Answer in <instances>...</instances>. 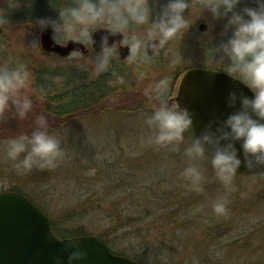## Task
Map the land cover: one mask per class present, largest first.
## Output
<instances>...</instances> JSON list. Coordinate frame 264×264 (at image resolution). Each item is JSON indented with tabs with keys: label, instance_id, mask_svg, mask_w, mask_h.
I'll list each match as a JSON object with an SVG mask.
<instances>
[{
	"label": "rangeland",
	"instance_id": "obj_1",
	"mask_svg": "<svg viewBox=\"0 0 264 264\" xmlns=\"http://www.w3.org/2000/svg\"><path fill=\"white\" fill-rule=\"evenodd\" d=\"M26 1L36 4L34 11L21 6L0 9L5 22L0 66L27 67L29 85L21 89V96L32 100L24 117L11 103L0 114V193L14 189L47 215L56 230L70 232L80 227L103 237L116 254L123 252L130 258L145 256L155 264H207L202 258L218 261L221 248L230 244L242 256L241 264H251L253 259L264 264V257L256 255L264 254V174H236L231 188L226 189L205 156L195 161L205 175L203 190L191 189L181 172L189 163L184 148L194 139L192 129L185 132L179 150H173L154 144L151 137L155 130L146 123L153 105L159 103L158 90L172 98L186 69L220 67V71H227L229 62L216 51L219 41L227 39L222 35L226 21L213 19L204 7L205 0H191L185 10L191 23L188 30L158 46L151 57L138 55L119 63L114 47L116 66L106 70L111 79L106 87L97 89L93 80L98 75L95 65L99 55L84 56L76 51L59 58L45 54L39 44L40 31L33 23L39 16H57L55 9L75 0ZM149 2L155 14L166 0ZM244 2L255 6L253 0ZM203 22L207 27L201 33L198 25ZM124 35L123 43L131 48L143 37L144 26L132 24ZM80 42L88 46L86 41ZM211 44L209 53L207 46ZM43 67L50 70L40 74L39 88H43L44 78L50 79L57 91L63 79L73 80L68 85L71 94L67 101L52 100L53 111L46 110V100L34 83V72ZM64 69L75 77L64 73L62 78L60 70ZM91 88L96 89L93 97L87 94ZM60 109L77 111L68 116L52 114ZM40 116L47 118L50 133L52 118H74L52 133L61 140L63 156L55 168H17L6 155L4 141L31 134ZM222 197L227 198L226 214L213 208ZM249 251L251 256L243 257Z\"/></svg>",
	"mask_w": 264,
	"mask_h": 264
},
{
	"label": "clouds",
	"instance_id": "obj_2",
	"mask_svg": "<svg viewBox=\"0 0 264 264\" xmlns=\"http://www.w3.org/2000/svg\"><path fill=\"white\" fill-rule=\"evenodd\" d=\"M191 0H166L154 14L149 0H75L74 3L55 9L57 16H39L34 26L40 32L51 29L55 43H67L71 39L86 41L92 48L96 41L93 32L99 28L109 31L100 37L101 50L95 65L96 74L106 71L113 58V43L109 36L124 34L130 27L144 26V35L130 48L128 57H148L147 49L158 46L188 30L191 23L185 14ZM249 6L244 0H205L213 19H224L221 39L216 51L226 58V73L242 83L252 95L235 89L226 95V106L232 109L223 119H212L197 133L192 114L179 102L169 103L158 90L159 103L153 105L146 118L154 129L151 141L160 147L179 150L185 140V132L194 129V139L184 148L188 165L181 175L196 191L203 190L204 172L195 161L208 157L216 177L231 188L241 165L248 170L264 169V0H253ZM243 5V6H242ZM230 33V35H228ZM162 84L164 82H161ZM29 85V73L25 65L0 66V114L15 104L20 117L32 107L28 96H21V89ZM6 155L15 161V167L23 170L55 168L63 156L61 140L48 131L47 119L38 118V127L31 134H20L4 141ZM239 145V147H237ZM218 214L227 213V198H218L213 204ZM65 248L72 251L67 264H80L88 255L86 248L73 239ZM55 264H64L54 257Z\"/></svg>",
	"mask_w": 264,
	"mask_h": 264
},
{
	"label": "water",
	"instance_id": "obj_3",
	"mask_svg": "<svg viewBox=\"0 0 264 264\" xmlns=\"http://www.w3.org/2000/svg\"><path fill=\"white\" fill-rule=\"evenodd\" d=\"M206 24L200 23L198 30L203 32ZM0 25V36L3 34ZM109 30L99 28L93 32L96 43L86 48L82 42L69 40L58 44L52 39L51 29L39 33L41 50L60 58L68 57L72 52L80 51L86 55L91 50L99 53L100 37ZM123 34L109 36V45L117 44L119 58L125 60L130 53L128 46L122 45ZM149 57L156 52L147 49ZM244 91L252 95L242 83L227 73L207 69L189 68L179 78L176 94L171 99L192 114L195 131L199 133L212 119H223L232 109L227 108L225 100L229 90ZM193 133H194V129ZM239 147V145H237ZM264 169L248 170L241 165L238 174L258 175ZM73 239L88 251L87 258L80 264H140L129 257L110 251L108 246L94 236L58 238L51 230L48 217L24 196L13 192L0 193V264H55L54 257H60L67 264V256L72 251L65 248Z\"/></svg>",
	"mask_w": 264,
	"mask_h": 264
},
{
	"label": "trees",
	"instance_id": "obj_4",
	"mask_svg": "<svg viewBox=\"0 0 264 264\" xmlns=\"http://www.w3.org/2000/svg\"><path fill=\"white\" fill-rule=\"evenodd\" d=\"M0 9L2 10L1 7H0ZM8 10H10V9H8ZM0 23L3 26L5 24V22L3 21V19L1 17H0ZM211 46H212V44L207 46V47H209L208 48V52L209 53H211V51L209 50V49H211L210 48ZM89 55L91 57H96L97 55H100V54H96V53H92L91 52ZM115 62H116L115 59L112 58V61H111L110 65H109V67L107 69L108 71H111V70L114 69V66H116L115 65ZM123 62L124 61H120L119 63H123ZM202 66H205V65L203 64ZM203 68H206V67H203ZM219 68H211V69L219 70ZM49 70L50 69L43 67L42 69L38 68L34 72V74H35V82H34L35 83V87L40 92V94L43 96V98L46 100L45 103H47V105H46V110L47 111H51L52 110V100H56V99L57 100H60V101H65V100L67 101L68 100V98L70 97V94H71V92L68 89V85H69V83L73 84L72 83L73 80L70 79L71 77H69V78L66 77V79H63V81L60 82V84L58 86L59 90L57 91L56 90L57 88L54 89V86L53 85L51 86V84H50L51 80L44 78L43 81H42L44 83V86H43V88H39V85L37 84V82H38L37 80H38L40 74L45 75L46 74V71L48 72ZM61 71H62V78L65 77L64 76V73H67V75L70 74V75H72V77H75L73 75V73L71 71H69L68 69L60 70V72ZM59 74H61V73H59ZM108 75H110V74L107 71H105V72H102V73L98 74L97 75V79L96 80L95 79L93 80V82L97 86V89L100 86L106 87L105 83L111 79V78H109ZM46 82H49V84L47 85ZM95 92H96V89L95 88H91V89L88 90V93L87 94H88L89 97H93ZM72 93H75V89L72 91ZM51 94H52V96H51ZM76 111L77 110H72V111L68 112V111H64V110H61L60 109L59 111H56L55 110V112H53L52 114L53 115H56V116H68V115H70V114H72L73 112H76ZM69 119H74V118H52V125H50V127H52V133H53V131H54L55 128H57L62 123H65ZM54 133H56V132H54ZM11 191L18 192V191L14 190V189H12ZM18 193L21 194L20 192H18ZM98 204L99 203L96 202L94 205L96 206ZM98 207L99 206H97V208ZM97 208L94 211V213H95L94 215H97V213H96ZM70 217H72V216H70ZM51 226H52V231L57 236H59V237L61 236L62 238H69V237H76V236H86V235L93 236L91 233L82 230L80 227L75 228L73 231H70V232H65V230H63L62 232H60L59 230H56V228L54 227V225L51 224ZM97 238L99 240H101L102 242H105L102 239L103 237L97 236ZM233 248H234V250H233ZM109 249L112 252L117 253V251L112 250L111 247H109ZM221 251L223 252V254L221 255V258L218 259V261H213L214 262L213 263L211 261H205V258H202L203 259L202 261L203 262H206L207 264H241L240 261H241L242 256L241 255H237L236 248L235 247H232L231 248L230 244H227V245H225V246H223L221 248ZM122 253L123 252H121V253L118 252V254H122ZM248 253H250V251L247 252V253H244V256L243 257H246V255H247V258L249 256H251V255H248ZM123 255H124V253H123ZM202 255H204V254H199L198 257H203ZM256 255H258L259 257L260 256L261 257H264L263 256L264 254L263 253H260V252H258V254H256ZM133 258H135V259H133ZM133 258H132L133 260L139 262L140 264H155V263H152V262L149 263L148 260H146L147 258L145 256L133 257ZM253 260H252L251 264H260V262H261V261L260 262H257V261L255 262Z\"/></svg>",
	"mask_w": 264,
	"mask_h": 264
},
{
	"label": "flooded vegetation",
	"instance_id": "obj_5",
	"mask_svg": "<svg viewBox=\"0 0 264 264\" xmlns=\"http://www.w3.org/2000/svg\"><path fill=\"white\" fill-rule=\"evenodd\" d=\"M1 2V8H3V9H6V10H8V9H13V10H17L18 9V7H23L22 9H29V11L30 10H32V11H34L35 10V5L36 4H32L33 3V1H31V2H27L26 0H0ZM53 2V1H52ZM204 23V22H203ZM204 24H206V23H204ZM206 27H207V24H206ZM206 30V29H205ZM199 32H201V31H199ZM205 31H203V32H201V33H204ZM124 39H125V35L123 34V41H122V45H124V46H127L126 44H124L123 42H124ZM116 48V52H117V54H118V50H117V44L116 43H114L113 44V48ZM129 47V46H128ZM130 48V47H129ZM98 54H101V53H98ZM118 58H119V54H118ZM130 58H127V59H125V60H121L120 58H119V60L120 61H126V60H129ZM171 98V97H170ZM170 98L168 99V101H169V103H173L171 100H170Z\"/></svg>",
	"mask_w": 264,
	"mask_h": 264
}]
</instances>
